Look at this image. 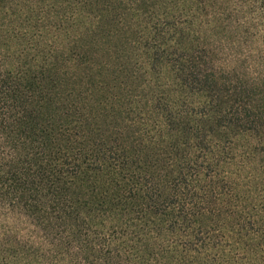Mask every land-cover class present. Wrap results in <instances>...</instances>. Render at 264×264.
<instances>
[{"label":"trees","instance_id":"1","mask_svg":"<svg viewBox=\"0 0 264 264\" xmlns=\"http://www.w3.org/2000/svg\"><path fill=\"white\" fill-rule=\"evenodd\" d=\"M216 1L0 0V264H264V91Z\"/></svg>","mask_w":264,"mask_h":264},{"label":"rangeland","instance_id":"2","mask_svg":"<svg viewBox=\"0 0 264 264\" xmlns=\"http://www.w3.org/2000/svg\"><path fill=\"white\" fill-rule=\"evenodd\" d=\"M211 10L218 59L264 91V0H217Z\"/></svg>","mask_w":264,"mask_h":264}]
</instances>
